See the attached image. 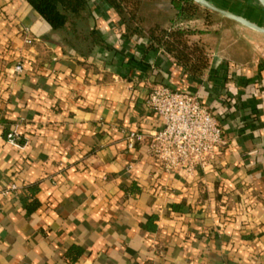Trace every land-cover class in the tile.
Instances as JSON below:
<instances>
[{
	"label": "crops",
	"instance_id": "obj_1",
	"mask_svg": "<svg viewBox=\"0 0 264 264\" xmlns=\"http://www.w3.org/2000/svg\"><path fill=\"white\" fill-rule=\"evenodd\" d=\"M90 9L103 44L81 53L27 0H0V264H264V58L191 75L106 1ZM158 83L218 116L210 166L167 172L148 152ZM129 131L145 134L132 148Z\"/></svg>",
	"mask_w": 264,
	"mask_h": 264
},
{
	"label": "built area",
	"instance_id": "obj_2",
	"mask_svg": "<svg viewBox=\"0 0 264 264\" xmlns=\"http://www.w3.org/2000/svg\"><path fill=\"white\" fill-rule=\"evenodd\" d=\"M23 34L25 42L32 43L27 28H23ZM14 71H23L22 62L15 64ZM146 104L163 120L162 128L148 135V152L167 172L193 174L198 168H206L212 164L217 148L227 144L218 116L194 94L158 83L151 87ZM144 137L141 132L129 131L125 135L127 147H134ZM5 142L17 148L26 145L18 124L6 133ZM9 189H16V185L11 184Z\"/></svg>",
	"mask_w": 264,
	"mask_h": 264
},
{
	"label": "trees",
	"instance_id": "obj_3",
	"mask_svg": "<svg viewBox=\"0 0 264 264\" xmlns=\"http://www.w3.org/2000/svg\"><path fill=\"white\" fill-rule=\"evenodd\" d=\"M50 28L61 34L63 42L81 53H89L95 45H102L95 28L84 33L77 27L78 21L91 17L90 0H27ZM117 13L124 25L125 36L139 35L147 39L146 49H156L171 55L175 62L191 75H200L209 65L210 54L199 39H193L199 31L178 22L167 26L158 24L147 28L136 13L139 0H104ZM175 17L195 18L198 4L192 0H170ZM109 47V46H108Z\"/></svg>",
	"mask_w": 264,
	"mask_h": 264
},
{
	"label": "rangeland",
	"instance_id": "obj_4",
	"mask_svg": "<svg viewBox=\"0 0 264 264\" xmlns=\"http://www.w3.org/2000/svg\"><path fill=\"white\" fill-rule=\"evenodd\" d=\"M209 1L264 26V13L254 0ZM198 6L195 18L177 19L170 0H139L136 13L142 18L144 28L154 24L167 26L170 22L194 28L199 34L193 39H199L206 46L210 57L212 55L219 57L222 62L239 65L260 57L264 58V35L241 27L215 11ZM91 21V17L87 18L86 22L78 21V29L86 33Z\"/></svg>",
	"mask_w": 264,
	"mask_h": 264
},
{
	"label": "water",
	"instance_id": "obj_5",
	"mask_svg": "<svg viewBox=\"0 0 264 264\" xmlns=\"http://www.w3.org/2000/svg\"><path fill=\"white\" fill-rule=\"evenodd\" d=\"M193 2H195L196 4L207 8L209 10L215 11L217 13H219L220 15H222L225 18L231 19L243 26H246L248 28H251L255 31H258L262 34H264V26H261L255 22H253L252 20L241 16L237 13H234L232 11H229L227 9L221 8L215 4H213L212 2H210L209 0H192ZM256 2V4L258 5V7L260 8L261 11H263L264 13V0H254Z\"/></svg>",
	"mask_w": 264,
	"mask_h": 264
}]
</instances>
